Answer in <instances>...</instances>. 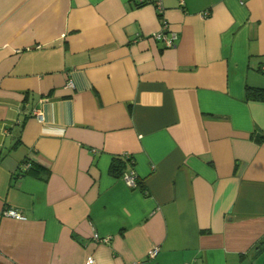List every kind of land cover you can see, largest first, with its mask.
I'll list each match as a JSON object with an SVG mask.
<instances>
[{
    "label": "crops",
    "instance_id": "obj_1",
    "mask_svg": "<svg viewBox=\"0 0 264 264\" xmlns=\"http://www.w3.org/2000/svg\"><path fill=\"white\" fill-rule=\"evenodd\" d=\"M162 6L0 0V264H264V0Z\"/></svg>",
    "mask_w": 264,
    "mask_h": 264
},
{
    "label": "built area",
    "instance_id": "obj_2",
    "mask_svg": "<svg viewBox=\"0 0 264 264\" xmlns=\"http://www.w3.org/2000/svg\"><path fill=\"white\" fill-rule=\"evenodd\" d=\"M139 2H140V4H143L144 2H150L154 6L156 13L160 17L163 16L164 9L162 6V0H139ZM180 5H183L182 1H180ZM168 29H169V27H168L167 21L164 19H161L160 32H158L157 34H155L153 36V39L155 41H162L166 48L172 47L174 44L173 41L176 38L175 34H172L170 38L166 37V33L168 32ZM260 70L264 72V65L260 67ZM68 85L73 87V82L70 81L68 83ZM35 115L40 121H42L43 118H42V115L40 112H38V111L35 112ZM22 167L25 171H27L30 168V164L24 163ZM122 179L128 187L136 188V180H135L134 174L132 172L130 174H125ZM4 215L6 217L14 218L17 220H23L24 219V217L22 216V214L19 211L12 209V208L5 210ZM92 238H93L95 243H99V244L107 243L110 240L109 237H100L97 234H93ZM157 252H158L157 248H152V250L149 253V257L150 258L155 257ZM84 264H95V260H94L93 256H88L86 258Z\"/></svg>",
    "mask_w": 264,
    "mask_h": 264
},
{
    "label": "trees",
    "instance_id": "obj_3",
    "mask_svg": "<svg viewBox=\"0 0 264 264\" xmlns=\"http://www.w3.org/2000/svg\"><path fill=\"white\" fill-rule=\"evenodd\" d=\"M259 93V97H263V94H264V90H261V91H256V94ZM119 164V163H118ZM117 164V169L119 170V165Z\"/></svg>",
    "mask_w": 264,
    "mask_h": 264
}]
</instances>
